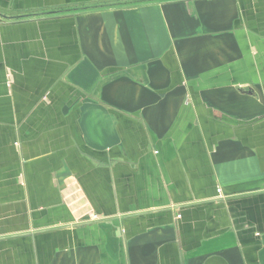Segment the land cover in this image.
Returning a JSON list of instances; mask_svg holds the SVG:
<instances>
[{
    "label": "crops",
    "instance_id": "obj_1",
    "mask_svg": "<svg viewBox=\"0 0 264 264\" xmlns=\"http://www.w3.org/2000/svg\"><path fill=\"white\" fill-rule=\"evenodd\" d=\"M0 264H264V0H0Z\"/></svg>",
    "mask_w": 264,
    "mask_h": 264
}]
</instances>
